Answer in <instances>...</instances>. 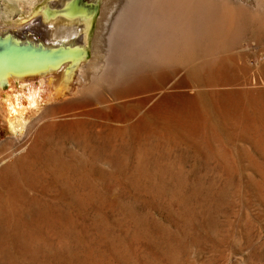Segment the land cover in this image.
I'll list each match as a JSON object with an SVG mask.
<instances>
[{"label":"rangeland","instance_id":"1","mask_svg":"<svg viewBox=\"0 0 264 264\" xmlns=\"http://www.w3.org/2000/svg\"><path fill=\"white\" fill-rule=\"evenodd\" d=\"M48 2L29 5L38 11ZM1 7L9 9L2 0ZM9 15L1 25L15 27L26 18L17 11ZM263 22L245 27L232 45L227 39L218 44L213 55L194 47L166 64L149 52L134 53V44L140 45L128 28L110 55L120 72L109 70L91 93L63 103L46 102L38 83L22 90L11 85L24 95L16 107L17 119L28 128L21 149L9 146L14 135L3 101L12 87H3L0 264H78L83 257L102 264H264ZM96 27L94 21L85 44L87 65ZM67 53L55 50L50 56ZM41 54L28 47L20 55ZM208 93L224 96L229 110L218 111ZM84 97L92 102L83 118L72 109L60 111L62 104ZM169 97L198 112L187 120L197 124L194 131L153 126L146 118ZM137 120L142 130L131 128ZM33 142V151L20 152Z\"/></svg>","mask_w":264,"mask_h":264},{"label":"bare ground","instance_id":"2","mask_svg":"<svg viewBox=\"0 0 264 264\" xmlns=\"http://www.w3.org/2000/svg\"><path fill=\"white\" fill-rule=\"evenodd\" d=\"M2 1L9 9L0 8V22L4 23L5 19L10 17L9 14L16 13V11L19 12V15L25 14L26 18H21L19 23L14 25L15 27L0 24V47H2L1 45L6 47L8 43L11 46H16L18 43L21 45L31 44L35 47L41 46L44 51L65 50L68 52V56L65 54V57L61 59L58 57H51L50 59L49 55L41 54L39 58L28 56L30 59L28 57H24V59L22 57L24 55H17L12 60H3L2 58L1 61L3 62L0 64V90L5 86L12 87L11 85L17 83L20 84L21 87L19 88L21 90L29 89L38 83V88L43 87L45 90L46 102H55V104L57 102L63 103V100H68L69 97L82 91L91 93L96 82L109 76L107 75V72H110L109 70L116 73L120 72L118 70L122 68L118 59H115L116 61L112 64L110 55L112 50L117 52L116 50L120 45L119 41L126 38V35L122 32H127L128 28L135 31L133 39H136V42L140 45V49H138L135 48L136 45L134 44V53L140 52L141 55H144L149 52L154 59L155 56L159 57H157L158 61L156 60V63L159 61L165 63L175 60L179 53L186 56L190 55L194 47L200 49V46H203L201 51L213 55L218 44L227 39V42L232 45L242 34L245 27L260 22L264 18V0H103L98 20H96L95 10L98 8L100 0H50L38 11H33L35 4L29 5L31 0ZM94 21H96L97 27L92 47L93 59L87 65L85 63L87 58L85 44ZM17 31H20L18 35H16ZM206 57H208L207 54ZM139 59L142 60V58ZM150 62L152 61H149V64ZM154 65L156 64L154 63ZM212 70L215 69L212 68ZM17 92L18 89L15 86L10 90L8 89L6 99L3 101L6 113L5 122L11 134L14 135V138H9L11 150L16 147H18L17 149L23 148L22 145L28 132L24 121L17 119L18 114L21 112L17 111L16 107L19 105L20 97H24V95H18ZM208 95L207 97L218 111L222 112L228 109L230 102L223 98L224 96L221 97L217 94L216 97L212 93H208ZM78 96L80 95L78 94ZM165 101L167 104L165 103L163 108L155 105L145 114L146 118L152 121L153 126H159L163 123L166 128L176 126L174 128L180 132L188 126L189 131H194L197 124L188 125L189 122L187 121L198 115V112L193 110L194 107L181 101L174 103L172 97L165 99ZM91 102L92 100H87L84 97L71 103H64L59 109L60 111L72 109L71 112L74 113V116L78 114L82 117L87 113L84 110L85 107ZM76 109H79V113L76 112ZM190 110L195 111V113L188 116H186L187 114L184 115ZM253 113L263 118L259 111L254 110ZM140 124L141 121L137 120L131 128L141 129ZM142 126L144 127L143 124ZM35 144L33 142L30 148L20 150V152L30 153L33 151ZM11 208L9 207V209ZM16 208L18 210L19 206ZM114 253L120 256V252L116 253L114 251ZM99 260L92 262L88 257H83L78 264H102L101 259ZM59 261L57 262L59 263Z\"/></svg>","mask_w":264,"mask_h":264},{"label":"water","instance_id":"3","mask_svg":"<svg viewBox=\"0 0 264 264\" xmlns=\"http://www.w3.org/2000/svg\"><path fill=\"white\" fill-rule=\"evenodd\" d=\"M9 45H10V43H8L6 47H4V45H1L2 47H0V56L4 57V56H6L8 54V55H10V60L16 58L17 55L25 53L27 51L28 47L31 48V49H36V52H41L42 54H45V56L46 55L50 56V53L53 52V51H49V50H45L44 51L41 46L35 47V46H32L31 44L21 45L20 43H18V45H16V46H11V45L9 46ZM3 47H4V49H3ZM16 48H18V49L23 48V50L20 52ZM1 52H2V54H1ZM50 58H51V56H50ZM2 62L3 61H1V59H0V64Z\"/></svg>","mask_w":264,"mask_h":264}]
</instances>
